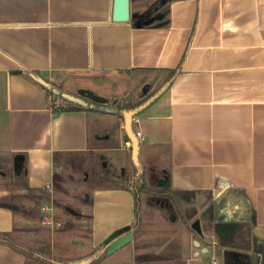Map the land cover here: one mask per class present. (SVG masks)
Here are the masks:
<instances>
[{"label": "crops", "instance_id": "obj_1", "mask_svg": "<svg viewBox=\"0 0 264 264\" xmlns=\"http://www.w3.org/2000/svg\"><path fill=\"white\" fill-rule=\"evenodd\" d=\"M130 2V20L116 21L114 0H0V155L16 153L18 164L24 160L12 177L0 176V196L53 186L66 155L98 149L108 158L107 150L131 148L121 116L57 111L32 74L64 94L86 101L76 92L92 91L108 104L117 93L114 85L132 73H168L166 84L176 69L133 127L144 137L141 143L170 145L172 165L161 178L173 188L198 192L183 206L196 214L193 223L200 221L201 233L159 227L142 235L138 246L131 233L132 241L106 252L102 264H137L138 249L186 264H258L253 254L260 253L264 264V0L172 1L165 27H141L135 19L140 10L134 16ZM106 83L108 89L96 91ZM124 173L125 168L116 178ZM229 186L244 192L255 211L254 225L240 228L230 247L218 253L201 192ZM158 203L169 206L164 199ZM82 209L93 215L94 250L130 234L114 238L136 221L130 188L94 190L91 205ZM166 212L174 224L173 210ZM227 214L224 219H234ZM14 222L0 208V233H9ZM73 245L82 247L78 241ZM0 264H24V257L0 243Z\"/></svg>", "mask_w": 264, "mask_h": 264}, {"label": "trees", "instance_id": "obj_2", "mask_svg": "<svg viewBox=\"0 0 264 264\" xmlns=\"http://www.w3.org/2000/svg\"><path fill=\"white\" fill-rule=\"evenodd\" d=\"M177 0H164L161 3L150 7L148 14H141L136 20H139L141 27L159 26L165 27L170 24V7L169 4ZM171 70V78L166 84H163L157 91L148 95L145 99L136 101H126L115 107H95L93 104L82 106L78 103L71 102L70 106L53 107L55 110L68 111L88 109L102 113H112L121 116L124 119V110L134 109L154 97L163 86H168L176 73ZM42 87L49 92L56 93L60 89L48 81L43 80L39 76L32 74ZM45 83L41 82V80ZM157 97V96H156ZM155 97V98H156ZM63 99H66L62 97ZM154 98V99H155ZM153 99V100H154ZM152 100V101H153ZM71 101V100H68ZM125 138H129L125 133ZM110 161L115 166L116 174L120 173L123 168L132 165L139 178L143 179L140 184L139 179L134 182V199H135V223L122 230L118 235L125 233H134L136 246L139 239L153 229L163 227L167 230H179L187 227L196 237L198 233L192 228V223L196 214H188L183 206V201H191L198 193L196 190H182L171 186L165 179L167 184L155 185L156 182L148 179L149 172H154L155 168H160L162 172L169 175V168L172 165V151L168 144H140V160L141 165L136 166L132 160V149L129 151L124 149H111L106 151ZM92 156L91 167V189H129V180L127 177L118 179L113 176L105 167H103L100 159L101 150L95 149L90 152ZM16 153L0 155V176H13L15 171L22 167L24 160L18 164V155ZM5 156V157H3ZM22 173V171H21ZM165 178V177H164ZM2 186V184H1ZM206 198V212L211 223L212 232L218 239L216 249L221 253L223 249L230 247V241L236 232L246 225H254L255 211L251 204L247 201L244 192L234 187H227L221 190H205L201 192ZM161 196L171 204V209L176 216V222H172L166 217L160 218L159 212L163 211L155 207L150 199L152 196ZM148 196V199H147ZM52 201L55 210L53 221L60 224V227L51 229L43 225L46 216L41 212V206ZM160 200V199H159ZM91 205V193L84 195L83 198L71 196L58 185L57 176H54L51 195L43 188L28 189L25 193H17L8 191V193L0 196V208L8 210L14 219L12 230L9 233H0V243L10 248L12 251L24 257V264H102L106 257L108 244L103 245L100 250H94L92 246V221L93 215L88 212H81L82 208ZM144 207L148 211L145 214ZM70 210H76L79 216L71 214ZM234 214V219L227 220L223 215L227 213ZM26 219L27 224H21L18 220ZM87 223V227H84ZM29 235H32L29 237ZM73 241L82 243V247L73 245ZM249 244L245 242L240 246ZM261 254H253L260 262ZM163 258L160 255H145L139 252L136 254L137 264H186L185 261ZM258 262V264H259Z\"/></svg>", "mask_w": 264, "mask_h": 264}, {"label": "rangeland", "instance_id": "obj_3", "mask_svg": "<svg viewBox=\"0 0 264 264\" xmlns=\"http://www.w3.org/2000/svg\"><path fill=\"white\" fill-rule=\"evenodd\" d=\"M160 0H133L134 2V8L133 11L134 16L137 15L136 10H140L139 14H148L149 12H153L154 10H150V7L154 6L155 4H158ZM138 7V8H137ZM138 14V15H139ZM168 73H162V72H145V71H137L131 74V77L123 82H120L119 84L114 85V90L117 91V93H114L115 95L112 97H108L107 103L105 104V101H99L95 99V93L90 91L89 92H76L77 95L82 96L84 99H86L87 105L93 104L95 107H115L119 104H123L126 101H136V100H142L148 97V95L152 94L153 92L157 91L164 83L165 79L167 77ZM110 85H113L110 82H107ZM106 83V84H107ZM108 84L106 87H103L102 90L96 89L99 93H103L105 89H108ZM119 85V86H118ZM60 89L59 92L52 93L49 92V100L51 102V105L53 107H58V106H68L71 103H66L67 101L63 100V88L55 85ZM98 94V93H97ZM96 94V95H97ZM86 105V106H87ZM108 122L107 126H110L112 128H116L115 123ZM95 127L94 123H91V128L93 129ZM102 129V128H101ZM102 130H100L101 133ZM59 159V157H56V160ZM101 163L103 167H105L113 176L117 177L116 171H115V166L113 163L110 161L109 157H103L102 154L100 155ZM63 166L61 169L57 171V180H58V185L61 187L62 190H65L68 194L71 196H78V198H83L84 195L87 196V194L91 193L92 194V189H91V167H92V156L89 153L88 155H78V154H69L63 157ZM140 161V159H139ZM141 165V161H140ZM121 172V171H120ZM149 177L148 179H152V181L156 182L155 185H163L166 184V181H163L165 178H161V173L162 170L160 168H155L154 172H151V170H148ZM61 173V174H60ZM124 178L127 177L129 180V188L134 189V182L139 179L140 184L143 183V179L139 178L138 175H136L135 170L133 169L132 165H128L125 167V173H124ZM120 175V173H118ZM123 178V179H124ZM51 195V193H50ZM148 199V196H147ZM150 199H152V203L155 207H157L160 210L161 209H167L169 210L171 208V204L169 201L168 202V207L166 208L165 206H160L162 203H158L160 200H163L161 196H152V198L148 199V203H150ZM160 199V200H159ZM165 200V199H164ZM48 203V202H46ZM45 204V203H44ZM53 205V203H52ZM170 207V208H169ZM159 212V217L164 218L168 220L170 218L169 213L166 211ZM71 214L78 217V212L76 210H70ZM89 209L86 210H81L80 213L88 212ZM143 211L145 214L148 211L144 207ZM56 213V212H55ZM87 225V223H86Z\"/></svg>", "mask_w": 264, "mask_h": 264}, {"label": "water", "instance_id": "obj_4", "mask_svg": "<svg viewBox=\"0 0 264 264\" xmlns=\"http://www.w3.org/2000/svg\"><path fill=\"white\" fill-rule=\"evenodd\" d=\"M131 16V2L130 0H114V8H113V19L116 21H128L130 20ZM41 80V79H40ZM41 82L45 83L44 81L41 80ZM166 86H163L159 92L149 100H147L145 103L141 104L140 106L130 109V110H124V130L129 138V141L131 142V149H132V160L136 166H140V161H139V151H140V140L137 136L136 131L134 130L133 127V122L135 116L140 113L144 108H146L152 100L158 96ZM63 96L72 102L80 103L83 104L84 106L87 105V102L85 100H82L78 97H74L68 94H63ZM99 100H102L101 97L98 98ZM192 228L197 232L201 233L200 229V221H195V223L192 224ZM133 239V235L126 234L118 239H116L113 243H111L107 247V254H112L122 247L126 246L129 244Z\"/></svg>", "mask_w": 264, "mask_h": 264}, {"label": "built area", "instance_id": "obj_5", "mask_svg": "<svg viewBox=\"0 0 264 264\" xmlns=\"http://www.w3.org/2000/svg\"><path fill=\"white\" fill-rule=\"evenodd\" d=\"M136 133H137V136H138L140 142L144 141V137L142 136V134L140 132H136ZM126 145L131 147V142L128 140L126 142ZM45 190L48 191L49 193H51L52 192L51 184H47L45 186ZM41 212L46 216V219L43 221V225L50 227L52 230L60 227L59 223H56L53 221V217L55 215V210H54V207L52 205L51 200L48 203H45L41 206ZM214 264H218V262L215 261Z\"/></svg>", "mask_w": 264, "mask_h": 264}]
</instances>
